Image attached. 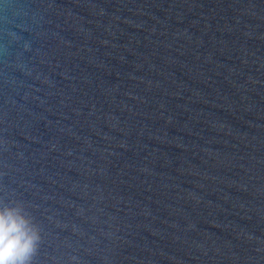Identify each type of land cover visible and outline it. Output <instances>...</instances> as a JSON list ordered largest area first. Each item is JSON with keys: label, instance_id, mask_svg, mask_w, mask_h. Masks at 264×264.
<instances>
[{"label": "water", "instance_id": "95a60500", "mask_svg": "<svg viewBox=\"0 0 264 264\" xmlns=\"http://www.w3.org/2000/svg\"><path fill=\"white\" fill-rule=\"evenodd\" d=\"M0 200L32 264H264V0H0Z\"/></svg>", "mask_w": 264, "mask_h": 264}, {"label": "clouds", "instance_id": "9594fccd", "mask_svg": "<svg viewBox=\"0 0 264 264\" xmlns=\"http://www.w3.org/2000/svg\"><path fill=\"white\" fill-rule=\"evenodd\" d=\"M41 239L22 205L0 200V264H32Z\"/></svg>", "mask_w": 264, "mask_h": 264}]
</instances>
